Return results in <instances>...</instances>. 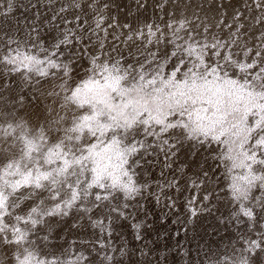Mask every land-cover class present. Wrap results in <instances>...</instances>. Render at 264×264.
Instances as JSON below:
<instances>
[{
	"label": "snow or ice",
	"instance_id": "obj_1",
	"mask_svg": "<svg viewBox=\"0 0 264 264\" xmlns=\"http://www.w3.org/2000/svg\"><path fill=\"white\" fill-rule=\"evenodd\" d=\"M220 206L192 264H264V0H0V264H176Z\"/></svg>",
	"mask_w": 264,
	"mask_h": 264
},
{
	"label": "rangeland",
	"instance_id": "obj_2",
	"mask_svg": "<svg viewBox=\"0 0 264 264\" xmlns=\"http://www.w3.org/2000/svg\"><path fill=\"white\" fill-rule=\"evenodd\" d=\"M232 3L236 6H239V0H232ZM43 7L44 5L42 3L41 8L43 9ZM22 11L23 9H21L20 12H17L16 16L20 17ZM44 14L51 15L50 12H45ZM228 14L230 18L232 14L231 8L228 9ZM151 15H152L151 10H149L147 13L143 14L142 18L149 17ZM156 176H157V171H153L152 178H156ZM184 195H191V191L184 193ZM182 202H183V196H181L178 203L182 204ZM181 212H182V209H181ZM222 212H226V210L223 208V206H220V211L216 212L215 215H209V214L202 215L201 217L198 218V220L194 223V225L191 226L192 230L189 231L187 240L183 239L182 237L179 238L181 239V243L184 244V249H181L179 255L176 256V264H192V261L197 259L196 244L198 242L201 245H204L205 243H207V244L212 245L213 247H215L216 243H221V246L228 243V236L230 233L227 231H224V226L220 225L216 219V216H219ZM157 215H159L158 211H157ZM172 219H175V217L170 218L169 221L164 225H160L158 221H156L154 223L155 230L151 233L149 238L152 240H156L157 239L156 230L163 232L166 229L168 230L169 235L171 236L172 232H174L175 229L179 227V225L172 224L171 222ZM153 220L155 221V217H153ZM123 231L125 235L127 236V239L131 240L130 230L124 229ZM193 234L195 235V239H193ZM73 238L74 237L72 236L67 237L69 241H71ZM115 243L118 246L120 244V240H116ZM163 243L164 242H161V250H163ZM167 243L169 245H172L176 243V240L171 239V240H168ZM186 250H190L191 254L185 255ZM158 254L159 253H153V256L158 255ZM199 258L203 259L202 253L200 254ZM117 259H119L118 255H117ZM97 264H99V260H97ZM170 264H171V261H170Z\"/></svg>",
	"mask_w": 264,
	"mask_h": 264
}]
</instances>
